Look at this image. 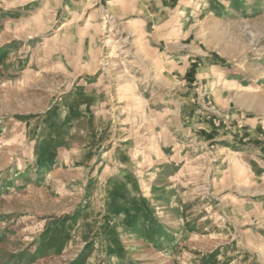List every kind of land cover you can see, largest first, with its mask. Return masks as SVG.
Here are the masks:
<instances>
[{"label": "rangeland", "instance_id": "374dc122", "mask_svg": "<svg viewBox=\"0 0 264 264\" xmlns=\"http://www.w3.org/2000/svg\"><path fill=\"white\" fill-rule=\"evenodd\" d=\"M0 264H264V0H0Z\"/></svg>", "mask_w": 264, "mask_h": 264}, {"label": "bare ground", "instance_id": "6f19581e", "mask_svg": "<svg viewBox=\"0 0 264 264\" xmlns=\"http://www.w3.org/2000/svg\"><path fill=\"white\" fill-rule=\"evenodd\" d=\"M116 2H117V1H116ZM134 93H135V92H134ZM118 126L120 127V126H123V125H122V123H121V124H119Z\"/></svg>", "mask_w": 264, "mask_h": 264}]
</instances>
